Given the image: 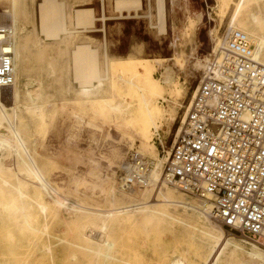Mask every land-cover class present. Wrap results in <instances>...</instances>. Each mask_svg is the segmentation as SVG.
Here are the masks:
<instances>
[{
  "label": "rangeland",
  "instance_id": "1",
  "mask_svg": "<svg viewBox=\"0 0 264 264\" xmlns=\"http://www.w3.org/2000/svg\"><path fill=\"white\" fill-rule=\"evenodd\" d=\"M40 1L16 0V12L21 20L26 18V26L31 29L32 36L26 48L27 73L22 78L38 80L34 84H39L40 90L37 106L41 107V113L36 114L33 109L24 107L23 96L19 103V115L23 122L21 131L28 140L26 142L31 154L35 156L51 188L68 200L70 205L91 211H107L140 201H147L151 206L157 205L156 201L151 200L152 194L150 197L145 195V188L138 185L131 189L121 187V174L124 168L131 166L130 156L136 150L158 163L150 154L152 146L157 143L153 128L162 127L164 132L168 128L174 130L191 96L188 94L183 98V92L188 86L190 90L195 87L203 71L199 69L195 77L188 78L179 70L180 64L184 63L190 51L203 60L204 64V59L209 57L214 47V39L221 41L222 34L228 28V20L237 0H230L227 5L224 0H164L165 33H161L156 27V0H141L142 7L137 12L131 10L130 16L127 12L114 8V0H60L64 6L66 26L71 31L80 30L70 20L73 9L77 7L93 8L97 18H102V15L105 20L108 17L113 18L95 21L96 28L104 31L73 32L56 42L45 40L39 29L37 6ZM259 3L261 8L254 5L253 9L261 14L264 5L262 1ZM10 4L11 0H0V15L7 10H13ZM117 16L120 18H116ZM151 23L155 24V28ZM83 42H89L97 50L101 75H105L104 54L108 55L109 74L104 77L101 91L93 96L82 95L80 92L81 86L75 78V67L70 53L76 44ZM177 55L178 59L175 58ZM123 57H146L159 61L164 59L153 72V76L163 82L165 75L171 74L176 79L177 86L182 88L180 96H176L173 88H167L164 95L153 98L161 107V115L155 117L150 128L148 127V136L151 135L148 140L124 116H120L122 112L129 110L127 103L131 101V95L118 74H123L124 79H129L133 74L132 66L123 67ZM2 98L3 101L10 102L8 90H2ZM136 104L134 101L132 108H136ZM175 116L173 122L172 118ZM163 135L165 144L169 145L170 136L160 132V137ZM166 147L169 149V146ZM158 155L161 156V152ZM16 159V155L11 154L8 161V165L14 167L11 168L12 173H15L11 181L18 185L23 180L25 197H18L14 189H7L0 182V264H95L92 261L94 256L87 249L94 247L88 235H98L97 226H92L93 232L90 234L83 226L82 217L66 208H62L56 216L42 214L35 204L36 197L31 199L29 196L36 194L34 190L43 189L34 178L16 173ZM175 192L191 197V194H182L178 190ZM41 194L44 202L53 203L51 196L44 190ZM11 198L21 200H15V203ZM11 201L15 203L14 209ZM8 203L12 206V211L10 208L4 209V206L9 207ZM15 208L18 212H14ZM24 211L30 213L29 219ZM178 213L184 221H189L181 211ZM11 215L17 216V220ZM25 217L28 225L23 222ZM211 219L221 226L218 221ZM115 229L113 227L109 237L114 244L110 250L112 259L105 261L103 257H99L98 264H170L177 258H182L189 264H201V258L205 254L202 245L206 240L202 234L168 218L139 220ZM44 231L46 234H43ZM224 231L225 234L228 233L225 229ZM233 235L242 239L246 249L251 247V243L262 248L238 233ZM47 246H50V251L44 250ZM223 257L226 262L222 260V264H239L246 259L241 255L233 257L234 260L228 254Z\"/></svg>",
  "mask_w": 264,
  "mask_h": 264
},
{
  "label": "bare ground",
  "instance_id": "2",
  "mask_svg": "<svg viewBox=\"0 0 264 264\" xmlns=\"http://www.w3.org/2000/svg\"><path fill=\"white\" fill-rule=\"evenodd\" d=\"M260 1H262V5H264V0H237L234 3L235 7L234 9H232V13L230 14L227 29L236 30L245 35L246 41L251 46L253 58L264 64V10L261 12V14H258L253 9L254 5H256V7H259ZM155 2L157 12L155 18L157 20L156 27L161 33H165L166 16L164 0H156ZM228 2H230V0H224L225 5L229 4ZM11 4L10 6L13 8V10L11 9V12L7 10L0 15L2 23L9 24V27L12 31V43L10 49L13 53V66L15 72V81L13 85L7 88L0 87V182L2 183V186L6 187L7 189H14L18 194V197H25V191L22 189L23 180L21 181L20 179L21 182H18V185H15L14 182L11 181L15 173H12L13 171L11 168L13 166L10 167L8 165V161L11 154H14L17 158L15 161L17 163V166H15V168L17 167V172H15L22 173L29 178H34L40 184L39 185L37 183L38 186H40L46 192V194H48L52 198L51 202L53 203H49L52 204L49 205L43 200V195L41 194L43 190L40 191L39 188L37 189L39 191H36L33 187V190L35 191L34 193L36 194L33 195L31 193L32 197L29 196V198L32 199L33 196L36 197L35 204H37L39 211L42 214L46 215L49 213L56 216L59 215L62 208H66L67 210L75 212V215L82 217V222L84 224L83 226L85 229L87 228V230L90 231V234L91 232H93L92 226H97L98 235H88V237L90 238V243H93L92 245L94 247H89L87 249V251L91 252L94 256L92 261L95 264L99 263H97L99 257H103L102 259L105 261L112 259L110 250L113 248L114 244L113 240L109 239V237L112 234L111 232L113 230V227H116V229H118L120 227L133 224L139 220L147 221L149 219L157 217L168 218L172 222H180L186 227L191 228L195 232L197 231L204 236L206 241L204 245H202V247H204L203 253L205 254H203L204 256H202L201 258V264H222V260H224L225 263L226 260L223 256L226 254L229 255L230 259L233 257L237 258L235 256H244L246 259L239 262V264H247L248 262H252V264H264V249L252 243L250 244L251 247L249 249H246V247H244V245L242 244V239L233 234H225L224 228L222 226L216 225L213 222L209 214L212 204L209 200L210 195L208 193L203 192L200 196L194 195V197H192V195H189L191 197H185L180 193H176L175 190L182 192V194L187 193L172 186L171 187L174 189H171V187H168L169 185L162 182V163L165 160L166 155L164 157L158 155V150L155 145L152 146L150 154L153 158L158 160L157 164L154 160H151L140 151L136 150V153L139 154L142 158H145V161L149 166L148 174L150 177V182L146 185L140 186L145 188L144 192L146 193L145 195H147V197H150V195L152 194L151 200L156 201L157 205L162 206H157L155 204L151 206L146 203L147 201H140L141 203L139 202L133 204H125L120 207H113L112 209L110 208V210L107 211H91L89 209L78 207L77 205H70L71 203H69L68 200H66L62 195H60V193L51 188L50 184L45 178L43 171L38 165L39 163L36 162V159L34 158L35 156L31 154L32 151L28 148L29 145L27 146L28 140L22 135L24 134V132L21 131V125L23 123L22 118L19 115V103L21 97H24L23 106L25 105L24 107H26L27 109H33V112L37 114L41 110V107L38 108L39 106H37V101L40 98V90L38 88L39 84H34L38 80H26L22 78L23 74L27 73L25 72L27 70L26 48L27 42L29 41V38L31 36V29L26 26V18H23L21 20L19 14L16 12V0H11ZM113 6L120 12H127L128 16H130V11L133 10L137 12V10L142 7V2L141 0H114ZM257 10L259 9L257 8ZM37 17L39 29L45 37V40L52 42L65 39L69 34L73 32H90L103 30L96 28L95 21H105L104 15H102V18L96 17L93 8L77 7L73 9L70 20L72 21L74 27L80 30L71 31L66 26L64 6L63 2L60 0H41L37 6ZM151 25L154 26L155 24L151 23ZM214 41L215 43L212 49L215 52L222 40L219 41V39L215 38ZM70 53L71 58L74 62L75 78L80 83V92L82 93V95L93 96L95 94H98L104 86V77H107L106 74L109 71L108 55L106 53H103L105 60V75H101L97 50L93 48L89 42L76 44ZM175 58L178 59L179 55L175 56ZM121 60L123 67H133V74H131L129 79H124L123 74H118V77L122 80V83L125 84L124 87L126 88V90L128 89V93L131 95V101L127 103L129 110L127 112H122L120 116H124L128 123L134 126L145 140H148L149 136H151H148V127L152 125L155 117H160L161 115V107L153 101V98L157 95H164V91L167 88H173L176 92V96H180L182 88L177 86V81L174 77H172L171 74L165 75L163 81L164 83L159 78L153 76V72L159 67L160 64H162L161 62L164 59H161L162 61H159L157 59L151 60L146 57H123ZM172 60L173 58L170 59V61ZM202 61L201 59H198L193 52L190 51L184 63L180 64L179 70H181V73L188 78H192L193 76L195 77L197 75V70L199 69L203 70L201 71L203 75V72L207 67L209 57H206L204 59V64L202 63ZM2 90H8L10 98L9 103L3 101ZM134 101L137 102L136 108H132ZM178 105L179 107H182L180 104ZM28 112L32 113V111L30 110H28ZM5 123L7 125H4ZM165 151L167 152V154H169L170 147L169 149L165 148ZM16 181H18V178ZM120 185L125 189H131L133 187L132 185H124L122 181H120ZM105 188L107 187H104V189ZM48 195H45V197ZM14 198L11 199L15 202L16 199L14 200ZM19 199L21 200V198ZM19 199H17L16 201H18ZM26 199H28V197ZM145 200H147V198ZM10 203H12V201ZM10 203H8L9 207L4 206V209H14V204L16 202L11 204L13 207L10 205ZM16 207H18V203ZM15 211L16 208L14 212ZM180 211L186 215L189 221H184L180 217L178 213ZM16 212H18V210ZM24 214H26V216L28 214L30 215V213L26 212ZM17 215L19 217V213H17ZM11 216L16 217L15 219L17 220V216ZM29 218L30 216L28 217V219ZM28 219L26 218V220L23 221L26 225H28L29 223L27 221ZM78 221H80V219ZM44 233L45 231L43 232V234ZM42 249L41 251H50V246L44 247V250ZM215 254L216 257L214 258ZM170 264L189 263L185 262L182 258H177L174 259ZM226 264H230V262H227Z\"/></svg>",
  "mask_w": 264,
  "mask_h": 264
},
{
  "label": "built area",
  "instance_id": "3",
  "mask_svg": "<svg viewBox=\"0 0 264 264\" xmlns=\"http://www.w3.org/2000/svg\"><path fill=\"white\" fill-rule=\"evenodd\" d=\"M9 26L0 24L2 88L15 81ZM221 40L175 130L153 128L159 152L166 155L161 178L187 194L208 193L211 218L264 248V64L253 58L242 33L226 28ZM160 132L170 136L169 145ZM145 160L133 151L120 181L148 184Z\"/></svg>",
  "mask_w": 264,
  "mask_h": 264
},
{
  "label": "crops",
  "instance_id": "4",
  "mask_svg": "<svg viewBox=\"0 0 264 264\" xmlns=\"http://www.w3.org/2000/svg\"><path fill=\"white\" fill-rule=\"evenodd\" d=\"M101 1V0H100ZM119 14V13H118ZM120 15V14H119ZM111 18H113V17H108V18H106V20L107 19H111ZM115 18V17H114ZM116 18H120V16H117ZM105 20V21H106ZM105 24V23H104ZM101 27H103V24L101 25ZM102 32V31H101ZM103 37H104V39L106 40V37H105V32H103ZM36 81V80H35ZM193 90V89H192ZM192 90H190V86H188L187 88H186V90H185V92H183L184 93V97L183 98H185V96L186 95H188V94H191L192 93ZM186 106V105H185ZM176 119V116L174 117V118H172V121L174 122V120ZM178 121V118H177V120H176V122ZM163 137H164V139H163V142L165 143V135H163ZM155 145H156V147H157V150H158V152L160 151V148H159V145H158V143H155Z\"/></svg>",
  "mask_w": 264,
  "mask_h": 264
},
{
  "label": "trees",
  "instance_id": "5",
  "mask_svg": "<svg viewBox=\"0 0 264 264\" xmlns=\"http://www.w3.org/2000/svg\"><path fill=\"white\" fill-rule=\"evenodd\" d=\"M177 127V125L175 126V128ZM175 128H174V130H175Z\"/></svg>",
  "mask_w": 264,
  "mask_h": 264
}]
</instances>
